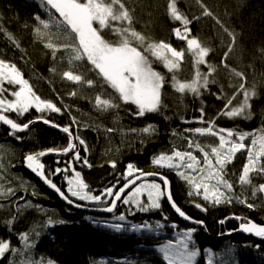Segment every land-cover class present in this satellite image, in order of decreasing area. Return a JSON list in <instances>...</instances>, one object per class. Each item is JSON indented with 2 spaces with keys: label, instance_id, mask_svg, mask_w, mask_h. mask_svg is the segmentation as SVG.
I'll use <instances>...</instances> for the list:
<instances>
[{
  "label": "trees",
  "instance_id": "1",
  "mask_svg": "<svg viewBox=\"0 0 264 264\" xmlns=\"http://www.w3.org/2000/svg\"><path fill=\"white\" fill-rule=\"evenodd\" d=\"M126 2L135 10L137 31L150 40L157 42L162 40L177 50H185V62L181 65L178 79L181 81L191 79L193 57L187 51L186 42L177 40L173 33V29L180 27L181 24L170 21L167 16V0ZM39 3L40 0H0V54L7 52L9 58L18 64L24 78L34 83L40 94L46 93L49 96L47 99L51 98L57 107L62 108L61 113L47 110L41 113L31 108L29 112L19 117L15 113L6 114L20 123L47 116L56 124L71 126L74 136L85 141L86 150L75 139L76 150L64 156L47 157L46 168L49 176L66 191L64 175L66 173L59 175L52 173L58 167L61 169L68 167L69 161H72L81 172L83 180L89 185V190L99 195L113 185H116L114 188L116 191L125 182L129 163L143 171L162 172L171 179L173 196L178 205L189 215L203 219L207 224L209 234L200 228H196L197 231L194 233L195 245L201 250L197 264H207L210 253L213 254L215 264H264V238L254 240L240 233L222 236L236 230L247 219L264 223V193L257 192L255 196L252 195L253 186L258 187L264 183V176L251 174L252 185L241 186L237 180L233 183L238 197L254 203L253 209L233 201L231 204H220L213 210L202 203L207 209L202 211L194 206L186 191L181 190L175 172L159 168L151 162L154 156L172 147L173 137L189 134L184 131L185 129L207 127V123L199 122L201 115L199 109L202 106L204 120L215 119V124L219 128L238 129L243 132L264 129V51H262L264 0H177L178 10L183 15L190 20L199 17L189 26L192 29L191 35L198 37L202 46L211 49L206 60L217 67L213 77H209L210 80L214 78L216 83H210L207 90L202 89L200 96L191 93L180 94L168 82L171 74L162 64L154 63L155 70L166 77L162 90V99L166 107L163 114L146 113L142 117L134 115L135 105H123L118 110L107 112L99 111L94 104L95 96L100 94L97 87H89L84 82H70L62 77L64 71L73 70L85 80H98L95 73L89 71L90 65L70 66L67 62L68 54L63 50L57 52L56 59H53L52 50L45 46L47 41L39 39L34 32L38 24L34 19L36 15L43 19L50 18V14L44 7L39 6ZM201 5L211 11L213 16H203ZM216 19H219L230 32L236 34V42L226 58L227 68L223 67L221 61L225 60L224 53L228 51L231 40L216 23ZM55 30V25H52V31ZM9 34L19 44V48L8 39ZM5 47H8L7 51ZM0 58L5 57L0 55ZM231 68L243 72L246 87L255 85L258 93L251 101L252 117L248 120L217 116L224 104L217 96L221 92L231 96L234 87L241 82L240 78L229 71ZM201 72H207L206 66L201 65ZM73 91L76 92L75 96L70 95ZM108 91L111 92V89ZM5 95L7 96V93ZM108 98V95H102V99ZM241 100L242 95L237 96L233 105H237ZM149 124L157 129L154 136L142 138L139 133L131 131L142 129ZM107 129L113 131L109 132ZM17 135L21 139H17L10 134L8 128L0 125V143L11 147L16 156V160L11 163V172L18 177V181L19 176H22L31 184L17 183L13 192L15 195L11 193L10 198H0V239L9 241L12 248L18 249V252L6 253L5 257L0 259V264H9L10 261L12 264H28V261L39 257L50 258L56 264H90L92 255L145 254L155 252L156 246L165 243L170 237L178 239V235L176 236L178 230L195 228L180 221L166 199L161 202V210L147 213L121 202L113 213L107 214L87 213L64 205L55 194L46 190L26 172L22 158L45 148L62 149L67 146L68 137L42 123H36L26 133ZM250 140L251 138H248L245 142ZM75 151H79L82 158L86 157L91 167L83 165L82 161L80 163L74 161ZM111 161H115V168L112 167ZM144 200L146 201V198ZM80 202L91 204L87 201ZM110 202L111 198L105 196L102 201L93 205L105 206ZM29 204L32 205L29 207ZM121 213L127 217L124 222L116 219ZM50 219L52 224L46 222ZM95 219L107 220V223L98 224L94 222ZM110 221L125 223L126 230L112 229L109 227ZM143 222L154 226L160 222L164 227L157 228L154 232H135L127 228L130 224ZM24 233L29 235L28 243L33 245L31 249L27 248L26 242L21 239ZM50 233L54 234V240L49 239ZM257 245L259 247H256ZM153 264L167 262L160 259Z\"/></svg>",
  "mask_w": 264,
  "mask_h": 264
},
{
  "label": "snow or ice",
  "instance_id": "2",
  "mask_svg": "<svg viewBox=\"0 0 264 264\" xmlns=\"http://www.w3.org/2000/svg\"><path fill=\"white\" fill-rule=\"evenodd\" d=\"M39 6L45 8L46 12L50 14V18L43 19L40 15L34 17L38 21L34 28L35 34L39 39L47 41L45 46L52 50L53 59H56L57 52L63 50L68 54L67 62L70 66L90 65L89 71L95 73L98 80H85L82 75L76 74L73 70L64 71L62 77L70 82H84L89 87H97L100 94L95 96L94 104L99 111L107 112L118 110L123 105H135L134 115L136 116L142 117L146 113L163 114L166 105L163 103L162 90L166 83V77L155 70L154 63L162 64L171 74L168 82L180 94L191 93L194 96H200L202 89L207 90L210 83H216L214 78L210 80L209 77H213L217 67L206 60L211 49L202 46L199 38L191 35L192 29L189 26L199 17H193L190 20L186 15H183L178 10L177 0H167L166 14L170 21L180 22L181 26L175 27L173 33L177 40L186 42L187 51L193 57V76L184 81L178 79V74L182 63L185 62V50H177L170 43L162 40L159 42L150 40L149 37L137 31L134 19L135 10L128 6L126 0H40ZM201 7L203 8V16H213V13L204 5ZM216 23L220 25L231 40L228 51L224 53L225 60L221 61L223 67L227 68L226 58L236 42V34L230 32L219 19H216ZM52 25L56 27L55 32L52 31ZM8 39L19 48V44L10 34ZM201 65L206 66L207 72H201ZM229 71L240 78L241 82L234 87L231 96L223 92L217 96V99L224 101L223 108L217 116L248 120L252 117L251 101L258 95L255 85L246 87L244 82L246 77H244L243 72H238L234 68L229 69ZM5 84L18 87V90L10 91L9 88L5 87ZM109 89L111 92L108 91ZM6 93L14 99H8ZM70 95L75 96L76 92L73 91ZM102 95H108L109 98L102 99ZM240 95H242V100L237 105H233L237 96ZM31 108H35L41 113L46 110L56 113L62 111V108L57 107L52 101L42 100L35 94L29 81L24 78L16 63L0 59V123L9 126L10 134L21 139L17 133L28 130L33 121L20 124L5 113H15L19 117L29 112ZM199 111L201 113L199 122L207 123V127H196L184 131L189 134L194 132L202 137H214L218 140L217 146H209V152L205 151L198 142L194 143L191 138L185 137L188 149L195 148L202 153L203 165H201L200 158L193 154V151H181L178 148H174L171 154L161 153L153 157L152 164L175 171L186 183L190 197H202L204 201L213 206L231 204L235 198L239 203L245 204L247 208L253 209L254 203L235 196L234 184L226 177L229 176L228 166L237 153L242 151L246 152V163L242 166V172L238 175L237 182L241 186L252 185L251 174L264 176V129L243 132L238 129L219 128L215 124V119L204 120L203 106ZM72 119L75 122V117ZM44 123L51 124V121L44 120ZM53 126L59 127L58 125ZM62 131L69 136V143L66 147L48 149L47 153L43 151L30 153L24 157V160L27 168L44 180L68 204H73L75 201L65 195L45 174V166L40 160V157L48 153L62 152L67 154L76 149L77 145L72 142L71 126L63 127ZM107 131L112 132L113 129H107ZM131 131L139 133L143 138L154 136L157 129L154 125L149 124L142 129H131ZM248 138H251L250 145L245 144V140ZM75 139L86 150L85 141L78 136ZM73 160L77 163L82 161L83 165L91 167L88 159L82 158L79 151L74 152ZM111 165L115 168V161H111ZM69 171L74 174L66 180V191L70 193V196L78 198L80 201H102L105 196L110 197L111 203L104 209L109 213L115 210L117 201L147 213L152 210H161L162 200L167 199L180 217L185 220L193 219L173 200L170 182L167 178L161 177L160 183L153 181L137 184L136 182L142 177L153 176L156 173H145L143 170L135 168L132 163L127 165L125 182L119 190L114 191L116 185H113L104 189L99 195H95L89 190V185L83 180L81 172L76 171L72 161H69L68 167L56 168L52 175ZM117 184H119V180ZM133 185L135 187H132ZM130 187L131 191L124 196L123 194ZM7 191L12 193L11 189ZM257 192L264 193V183L259 184L258 187L253 186L252 195L255 196ZM145 195L146 201L142 199ZM82 206L84 205L76 204V207ZM194 206L202 211H207L199 203H195ZM129 210L131 211V209ZM12 219L14 220V217ZM116 219L124 222L127 217L121 213ZM165 219L167 218L165 217ZM193 222L203 224V221ZM220 222L223 223L224 221ZM51 223L52 221L49 220V224ZM60 223L64 222L60 221ZM109 227L116 231L126 230L125 223H111ZM162 227L164 225L160 222H157L155 226L147 222L133 223L127 226L128 230L135 232H154L157 228ZM239 228L243 232L264 238V223L257 224L248 219L241 223ZM196 231V228L187 229L179 235L175 243L168 241L160 246L158 251L167 264H197V257L201 254V250L195 245L194 233ZM21 239L26 242L27 248L33 247L31 243H28L29 235L27 233L22 234ZM10 251L18 252V249L12 248L9 241L0 239V259H3L5 254L10 253ZM9 264L12 262L10 261ZM28 264H56V262L50 258L39 257L28 261ZM100 264H104V262L101 261ZM207 264H213V254L211 253Z\"/></svg>",
  "mask_w": 264,
  "mask_h": 264
},
{
  "label": "rangeland",
  "instance_id": "3",
  "mask_svg": "<svg viewBox=\"0 0 264 264\" xmlns=\"http://www.w3.org/2000/svg\"><path fill=\"white\" fill-rule=\"evenodd\" d=\"M29 84L32 86L33 91L35 92V94L37 96H39L42 100H47L46 97H49V96L46 95V93L40 94L37 91L36 85L34 83L29 81ZM8 99H10V98H8ZM11 99H14V97L11 96ZM60 101L63 102L62 99H60ZM187 135L183 134V135H177V136L173 137L172 147L169 150H167L165 152H161V153L171 154V152L174 148H178L181 151L190 150V151H193L194 155H196L198 158H200L201 165H203L202 153H200L199 150H197L195 148L188 149L187 140L185 139V137L187 136V137L191 138L194 143L198 142L205 149V151H209V152H210L209 146H217L218 140L214 137H208V136L202 137V136H199L198 134H195L194 132L191 134H187ZM245 144L250 145V142H245ZM256 147L258 148V145ZM161 153H159V154H161ZM159 154H157L156 156H158ZM14 159L16 160V156L11 151V147H9L8 145L0 143V198H6V199L10 198L11 193H9L7 191L8 189H11L12 193H13L17 183H21L23 185H26L28 182V181L26 182V179L22 176H19L20 181H18L17 180L18 177L13 175V173L11 172V163L14 161ZM244 163H246V152L242 151L240 153H237V155L234 158V160L232 161V163L228 166L229 176L226 178L230 179L234 183V181L237 180L238 175L242 172V166ZM22 164H23V160H22ZM155 166H157V165H155ZM159 168H161V167H159ZM165 169H167V168H165ZM167 170H170V169H167ZM171 171H173V170H171ZM173 172H175V171H173ZM72 175H74V174L72 173ZM177 180L179 182L178 184H179V187L181 188V190L186 191V194L188 195V188L186 186V183L183 180H181V178L178 175H177ZM153 181L154 180H145L143 182L151 183ZM143 182H141V183H143ZM155 182H157V181H155ZM29 184H31V182L30 183L28 182L27 185H29ZM32 193H34V192H32ZM235 196L238 197V195L236 193H235ZM144 198H146V195L144 197H142V199H144ZM76 199H78V198H76ZM189 199L194 204L195 203H199L201 205H202V203L206 204L208 206V209H210V210H213V209H216L219 207V205L213 206V205L209 204L208 202L204 201L202 199V197H196V196L190 197L189 196ZM233 201H237V200L234 198ZM87 202H89L91 204H95L98 201H87ZM31 205L32 204H29V207ZM263 205H264V200H263ZM50 220L52 221V219H50ZM46 222L49 223V220ZM94 222H97L98 224H105V223H107V220L95 219ZM110 224H111V221H110ZM185 230H187V229L183 228L181 230H178L176 236L178 235V238H179V235ZM48 237L50 240L55 239L54 235H52V234H48ZM176 240H174L173 238L170 237L168 241H172L173 243H175ZM168 241H166L165 243H163L161 245L166 244ZM161 245L156 246L155 252L151 251V252H147L145 254H122L119 256L92 255L91 259H90V264H100L101 261H103L104 264H153V263L157 262V260H160V259L164 261L162 254L158 251ZM213 264H215L214 261H213Z\"/></svg>",
  "mask_w": 264,
  "mask_h": 264
},
{
  "label": "water",
  "instance_id": "4",
  "mask_svg": "<svg viewBox=\"0 0 264 264\" xmlns=\"http://www.w3.org/2000/svg\"><path fill=\"white\" fill-rule=\"evenodd\" d=\"M7 115V114H6ZM42 118H39V119H34V120H32L33 121V123H31L30 124V127H29V129L32 127V126H34L36 123H40L42 120H41ZM0 125H2V126H4V127H6V128H8L9 130H10V128H9V126H6V125H4L3 123H0ZM53 126V125H52ZM55 127V126H54ZM57 128V127H56ZM28 129V130H29ZM28 130H25L24 132H19L20 134H23V133H25V132H27ZM72 142H73V139H72ZM43 152H46L47 153V151H43ZM40 160H41V162H42V157H40ZM23 167H24V169L26 170V172H28L37 182H39L44 188H46V189H48V191H50L51 193H53V194H55L58 198H59V200L60 201H62L65 205H67V206H69V207H71V208H73V209H75V210H80V211H83V212H87V213H93V214H107V213H109V212H107V211H104V209L106 208V207H108L109 205H110V203L108 204V205H105V206H97V205H91V204H83V203H80L79 201H76V200H74L73 198H71L70 196H69V198L70 199H73L75 202L73 203V204H68L54 189H52L48 184H46L45 182H44V180H42L38 175H36L35 173H33L29 168H27L26 167V162H25V160L23 159ZM143 172H145V173H156V175H153V176H147V177H142L141 178V180H139V181H137L136 183L137 184H139L140 182H142V181H144V180H156V181H158V182H161V177H165V178H167V180L170 182V186H171V192H172V185H171V181L169 180V178L167 177V176H165V175H163V174H161V173H157V172H152V171H143ZM124 184V183H123ZM123 184L120 186V187H122L123 186ZM119 187V188H120ZM132 187H135V185H133ZM119 188L117 189V190H119ZM129 191H131V187L129 188V189H127L126 191H125V193L123 194L124 196L129 192ZM66 195V194H65ZM172 197H173V194H172ZM122 199H123V196H122ZM173 200H174V198H173ZM166 201H167V199H166ZM175 201V200H174ZM81 204V205H84V206H82V207H76V204ZM118 203H120V201H117V205H118ZM167 203L169 204V202L167 201ZM175 203L178 205V203L175 201ZM169 206H170V204H169ZM179 206V205H178ZM180 207V206H179ZM117 208V207H116ZM116 208H115V210H116ZM170 208H171V210L173 211V213L176 215V217L179 219V220H181V221H183V222H185L186 224H189V225H192V226H195V227H198V228H201L202 230H204V232L206 233V234H209V231H208V228H207V225H206V223H205V221L204 220H200V219H196V218H194V217H192V216H190L188 213H186L181 207V209L188 215V216H190V217H192L193 219L192 220H185V219H183L182 217H180L175 211H174V209L170 206ZM114 210V211H115ZM113 211V212H114ZM113 212H111V213H113ZM248 220V219H247ZM250 220H252V219H250ZM193 221H203V224H196V223H194ZM252 221H254V220H252ZM256 222V221H255ZM257 224H261V223H258V222H256ZM231 233H240V234H243L244 236H246V237H251V238H253V239H258L259 237H257V236H255L254 234H250V233H246V232H243L242 230H240V228H238L237 230H235V231H233V232H230V233H228V234H225V236H227V235H229V234H231ZM218 237H220V236H218Z\"/></svg>",
  "mask_w": 264,
  "mask_h": 264
},
{
  "label": "bare ground",
  "instance_id": "5",
  "mask_svg": "<svg viewBox=\"0 0 264 264\" xmlns=\"http://www.w3.org/2000/svg\"><path fill=\"white\" fill-rule=\"evenodd\" d=\"M56 31V30H55ZM8 47H5V49H6V51L8 50L7 49ZM3 52V51H2ZM1 53V52H0ZM8 53H9V51H8ZM3 54H5L6 56L8 55L7 54V52H3ZM6 56H4L3 55V58L5 59V60H8V61H10V62H13V63H16V62H14L13 60H11V58H9L10 56L8 55L7 57ZM0 59H2V58H0ZM16 65H17V67L19 68V66H18V64L16 63ZM20 69V68H19ZM20 71H21V69H20ZM22 72V71H21ZM5 87L6 88H9V90L11 91V90H18V87L15 89V87H11V86H9V85H5ZM11 96L10 95H8L7 94V98H10ZM47 100H52L51 98H49V99H47ZM6 114V113H5ZM13 119V118H12ZM36 119H39V118H36ZM42 121L40 122V123H42V124H44L45 126H47V127H50V128H54V129H56V130H58V131H60V132H62L64 135H66L67 137H68V143H69V136H68V134H66V133H64L63 131H62V128L63 127H65V126H61V125H59V124H56V123H54L49 117H47V116H42V119H41ZM44 120H48V121H51V124H48V123H44ZM30 121H32V120H30ZM17 122V121H16ZM18 123H20V122H18ZM26 123V122H25ZM20 124H23V123H20ZM52 125H58L59 127H54V126H52ZM2 126V125H1ZM33 127V126H32ZM31 127V128H32ZM26 133V132H25ZM17 134H20L19 132L17 133ZM24 134V133H23ZM72 137H73V143H75L76 144V141H75V136H74V134H73V132H72ZM77 145V144H76ZM77 148V147H76ZM48 149H55V148H45V149H43V150H40V151H48ZM63 149V148H62ZM74 150H76V149H74ZM39 151V152H40ZM72 152V151H71ZM34 153H36V152H34ZM70 153V152H69ZM69 153H67V154H69ZM67 154H64V153H62V152H56V153H48V154H46L45 156H43L42 157V163L44 164V166H45V174L46 175H48L49 176V174L47 173V168H46V161H47V157H52V156H64V155H67ZM26 155H24L23 156V158H22V160L24 159V157H25ZM23 165V164H22ZM76 171H78L77 169H76ZM156 172V171H155ZM157 173H161V174H163V175H165V176H167L168 178H169V180L171 181V179H170V177L168 176V175H166V174H164V173H162V172H157ZM65 175V180H67L71 175H72V173L69 171V173L67 172L66 174H64ZM49 178L50 179H52V181H53V183H55L60 189H61V191H63L66 195H68V196H70L69 194L70 193H68L67 191H65V190H63V188L61 187V186H59L56 182H55V180L52 178V177H50L49 176ZM34 179V178H33ZM35 180V179H34ZM36 181V180H35ZM145 181V180H144ZM154 181H156V180H154ZM37 182V181H36ZM143 182V181H142ZM158 182V181H157ZM141 183V182H140ZM139 183V184H140ZM158 183H160V182H158ZM171 185H172V182H171ZM46 189V188H45ZM66 189H67V184H66ZM46 190H48V189H46ZM117 191V190H116ZM172 194H173V191H172ZM127 195V194H126ZM125 195V196H126ZM71 197V196H70ZM71 198H73V197H71ZM173 198H174V196H173ZM74 200H76V201H79L78 199H76V198H73ZM174 200H175V198H174ZM176 201V200H175ZM80 202V201H79ZM80 203H82V202H80ZM83 204H86V203H83ZM119 204V203H118ZM91 205H93V204H91ZM191 216V215H190ZM193 217V216H192ZM195 218V217H194ZM196 219H199V218H196ZM200 220H203V219H200ZM181 221V220H180ZM247 220H245V221H243L242 223H244V222H246ZM183 222V221H182ZM183 223H185V222H183ZM206 223V222H205ZM259 223V222H258ZM186 224V223H185ZM187 225H189V224H187ZM207 225V224H206ZM190 226H192V225H190ZM240 226V225H239ZM192 227H195V226H192ZM195 228H198V227H195ZM239 228V227H238ZM237 228V229H238ZM201 229V228H200ZM236 229V230H237ZM204 231V230H203ZM235 231V230H234ZM233 232V231H232ZM228 233H230V232H228ZM228 233H226V234H228ZM50 234H52V235H54L53 233H50ZM231 234H233V233H231ZM230 235V234H229ZM220 236V235H219ZM222 236H225V234H223ZM251 238V237H250ZM261 237H259L258 239H260ZM253 239V238H252ZM53 240V239H52ZM254 240H257V239H254Z\"/></svg>",
  "mask_w": 264,
  "mask_h": 264
}]
</instances>
